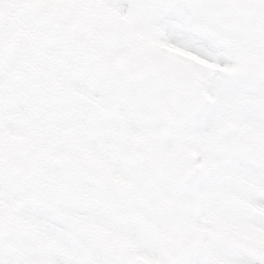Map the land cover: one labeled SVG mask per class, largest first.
Instances as JSON below:
<instances>
[{"label": "snow or ice", "instance_id": "snow-or-ice-1", "mask_svg": "<svg viewBox=\"0 0 264 264\" xmlns=\"http://www.w3.org/2000/svg\"><path fill=\"white\" fill-rule=\"evenodd\" d=\"M0 264H264V0H0Z\"/></svg>", "mask_w": 264, "mask_h": 264}]
</instances>
